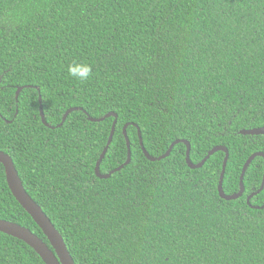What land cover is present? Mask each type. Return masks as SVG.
<instances>
[{
	"label": "trees",
	"instance_id": "1",
	"mask_svg": "<svg viewBox=\"0 0 264 264\" xmlns=\"http://www.w3.org/2000/svg\"><path fill=\"white\" fill-rule=\"evenodd\" d=\"M73 62L93 65L77 81ZM24 87L16 98L18 88ZM41 98V105L39 103ZM42 108L45 126L40 117ZM71 112L61 124L63 115ZM127 158L131 162L106 180ZM61 124V125H60ZM264 0H0V151L62 236L75 264H264ZM0 219L47 239L11 195ZM49 245V244H48ZM0 264H44L0 233Z\"/></svg>",
	"mask_w": 264,
	"mask_h": 264
},
{
	"label": "water",
	"instance_id": "2",
	"mask_svg": "<svg viewBox=\"0 0 264 264\" xmlns=\"http://www.w3.org/2000/svg\"><path fill=\"white\" fill-rule=\"evenodd\" d=\"M23 88L24 87L17 89L16 98L18 97L19 93L21 92V90ZM39 103L41 105V98L40 97H39ZM74 111H82V109L81 108H71L68 111H66V113L63 115L61 124H63V122L66 120L67 116L71 112H74ZM40 117H41L42 123L45 126H48L47 123L45 122V117H44L42 108H40ZM110 117H114V121L112 123L109 138H108L107 144L104 147L102 153L100 154L99 159L97 160V162L95 164V168H94L95 176L98 179H102V180H106V179L110 178V176L112 174L121 171L124 167L128 166L131 162L130 143H129V140L127 138L126 132H125L126 127L128 125H125L123 127V135L125 137V142H126V147H127L126 161L122 165L117 167L116 169L110 171L108 174L102 175L100 173V164H101L102 160L104 159L106 152H107V150H108V148L112 142V138H113L114 130H115V126H116L117 116L114 113H108L100 119L88 118V120L91 122H100V121H103V120L110 118ZM135 127L137 128L138 137H139V144H140L141 150H142L144 156L149 161H152V162L160 161V160L168 157L170 155L171 151L173 150L174 146L179 144V143H183L186 146L185 161H186L187 166L192 170L201 168L205 164V162L215 153H217L219 151L224 152L225 156L223 159V164H222L221 173L219 176V182H218L217 190H218L219 197L221 199L226 200V201L237 200L243 196V194H244V186H243L244 175H245L246 170L248 169V167L252 163V161L257 157H261L263 159V163H264V153H262V152H256V153H253L251 156H249L248 159L246 160V162L244 163L242 170H241V174H240V178H239V190H238V192L234 193L232 195H226L223 191V179H224L226 164H227L228 157H229L227 148H225L223 146H216V147L212 148L207 153V155L203 158V160L201 162H199L198 164H193L189 158V154H190L189 143L185 140H176L169 146L168 150L166 151V153L164 155H162L160 157L153 158L147 153V151L145 150V148L143 146V142L141 139L139 128L137 126H135ZM239 134L240 135H248V136H259V135L264 136V127L241 130V131H239ZM0 164L4 168L6 184L8 186V189H9L11 195L13 196L15 201L20 205V207L31 217V219L37 225V227L42 231V233L45 236V238L47 239L49 245L47 243H45L42 239H40L37 235L32 233L29 229H27L23 226H20L18 224H15L13 222L1 220V219H0V233L5 234L7 236H10L12 238H15V239L25 243L28 247H30L38 255V257L41 259V261L44 264H75L70 253L68 252V250L66 248V245L63 241L62 236L54 228L51 221L43 213L42 209L27 194V192L25 191V189L22 185V182L18 176V172L15 169V166L13 164L12 159L8 155L3 153L2 151H0ZM263 188H264V173H263V177H262V181H261V185H260L259 189L256 192H254V193H252L246 197V202L248 205H250V200L255 195L259 194L263 190ZM251 207L254 209H263L264 205H262L260 207H253V206H251Z\"/></svg>",
	"mask_w": 264,
	"mask_h": 264
},
{
	"label": "clouds",
	"instance_id": "3",
	"mask_svg": "<svg viewBox=\"0 0 264 264\" xmlns=\"http://www.w3.org/2000/svg\"><path fill=\"white\" fill-rule=\"evenodd\" d=\"M67 73L73 79L84 82L93 75V65L88 62H73L68 65Z\"/></svg>",
	"mask_w": 264,
	"mask_h": 264
}]
</instances>
